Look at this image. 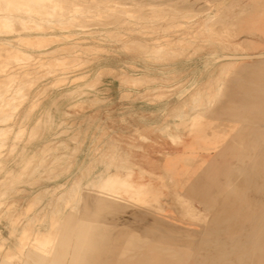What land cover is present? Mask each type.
<instances>
[{
	"label": "rangeland",
	"instance_id": "374dc122",
	"mask_svg": "<svg viewBox=\"0 0 264 264\" xmlns=\"http://www.w3.org/2000/svg\"><path fill=\"white\" fill-rule=\"evenodd\" d=\"M12 1L0 264H264V0Z\"/></svg>",
	"mask_w": 264,
	"mask_h": 264
},
{
	"label": "bare ground",
	"instance_id": "6f19581e",
	"mask_svg": "<svg viewBox=\"0 0 264 264\" xmlns=\"http://www.w3.org/2000/svg\"><path fill=\"white\" fill-rule=\"evenodd\" d=\"M14 1H16V0H14ZM33 1L35 2V0H33ZM38 1H39V0H37V2H38ZM44 1H45V0H44ZM46 1H47V0H46ZM51 1H52V0H51ZM73 1H74V0H73ZM76 1H79V0H76ZM76 1L74 2L75 4L77 3ZM85 1H86V0H85ZM107 1H109V0H107ZM12 2H13V1L11 0V4H12ZM19 2H20V1H19ZM22 2H23V1H22ZM27 2H28V1H27ZM41 2H43V1H40L38 4H41ZM49 2H50V1H48L47 3H49ZM71 2H72V1H71ZM111 2H112V0H111ZM61 3H62V2H61ZM106 3H107V2H106ZM13 4H14V2H13ZM23 4H24V3H23ZM23 4H22V6H23ZM29 4H31V3L29 2ZM35 4H37V3L35 2ZM51 4H52V3H51ZM100 4H101V3H100ZM122 4H123V3H122ZM129 4H130V2H129ZM131 4H132V3H131ZM9 5H10V4H9ZM9 5H8V6H9ZM27 5H28V4H27ZM31 5H32V4H31ZM78 5H79V4H78ZM86 5H87V4H86ZM93 5H94V4H93ZM14 6H16V5L14 4ZM33 6H35V5H33ZM37 6H38V5H37ZM40 6H42V5H39V7H40ZM45 6H46V5H45ZM45 6H43V7H45ZM50 6H51V5H50ZM75 6H76V5H75ZM75 6H73V7H75ZM87 6H88V5H87ZM114 6H115V5H114ZM229 6H230V5H229ZM11 7H12V6H11ZM116 7H117V6H116ZM225 7H226V6H225ZM41 8H42V7H41ZM78 8H79V7H78ZM81 8H82V7H81ZM227 8H229V7H227ZM25 9H26V8H25ZM30 9H31V7H30ZM46 9H47V8H46ZM83 9H84V7H83ZM85 9H86V8H85ZM105 9H106V8H105ZM111 9H112V8H111ZM117 9H119V8H117ZM223 9H224V8H223ZM9 10H10V9H9ZM9 10H7L8 13H9ZM52 10H53V9H50V11H52ZM78 10H80V9H78ZM208 10H209V9H208ZM5 11H6V9H5ZM27 11L29 12V10H27ZM40 11H43V8H42V10H40ZM44 11H45V8H44ZM80 11H81V10H80ZM82 11H83V10H82ZM113 11H114V10H113ZM205 11H206V10H205ZM25 12H26V11H25ZM31 12H32V10H31ZM33 12H34V11H33ZM38 12H39V11H37V13H38ZM47 12H48V11H47ZM109 12H111V11H109ZM114 12H115V11H114ZM217 12H218V11H217ZM0 13H1V12H0ZM4 13L7 14V13L4 12V11H3L1 14L3 15ZM11 13H12V12H11ZM11 13L8 14V16L11 15ZM29 13H30V12H29ZM29 13H28V14H29ZM35 13H36V11H35ZM37 13H36V14H37ZM41 13H43V12H41ZM78 13H79V11H78ZM116 13H117V11H116ZM122 13H123V12H122ZM130 13H131V12H130ZM1 14H0V15H1ZM5 14H4V15H5ZM23 14H24V13H23ZM32 14H33V13H31L30 15H32ZM73 14H74V13H73ZM75 14H76V13H75ZM82 14H83V13H82ZM88 14H89V13H88ZM91 14H92V12H91ZM107 14H108V13H107ZM4 15L2 16V18H5V17H6V16L4 17ZM57 15H58V14H57ZM100 15H101V14H100ZM117 15H118V13H117ZM221 15H222V14H220V16H221ZM8 16H7V17H8ZM38 16H39V15H38ZM45 16H46V15H45ZM45 16H44V17H45ZM55 16H56V15H55ZM84 16H86V13L84 14ZM102 16H105V15H102ZM110 16H111V14H110ZM124 16H125V15H124ZM217 16H218V15H217ZM0 17H1V16H0ZM7 17H6V18H7ZM46 17H48V16H46ZM50 17H51V16H50ZM50 17H49V19H50ZM119 17H120V16H119ZM128 17H129V16H128ZM23 18H24V17H23ZM34 18H35V17H34ZM215 18H216V17H215ZM25 19H26V17H25ZM116 19H117V18H116ZM133 19H134V18H133ZM138 19H139V18H138ZM212 19H213V18H212ZM216 19H217V18H216ZM216 19H215V20H216ZM2 20H4V19H2ZM5 20H7L8 22L10 21L9 19H5ZM5 20L3 21V24H6V23H5ZM23 20H24V19H23ZM34 20H36V19H34ZM65 21H66V20H65ZM94 21H95V20H94ZM113 21H114V20H113ZM143 21H144V20H143ZM32 22H33V21H32ZM63 22H64V21H63ZM63 22H62V24H63ZM215 22H216V21H215ZM9 23H10V22H9ZM18 23H19V22H18ZM49 23H50V22H49ZM56 23H57V22H56ZM60 23H61V22H60ZM91 23H92V22H91ZM12 24H13V22L11 23V25H12ZM35 24H36V23H35ZM37 24H38V23H37ZM47 24H48V23H47ZM50 24H51V23H50ZM122 24H123V23H122ZM211 24H212V23H211ZM7 25H9V24H7ZM51 25H52V24H51ZM54 25H55V24H54ZM54 25H53V26H54ZM92 25H93V24H92ZM1 26H2V29H3V25H1ZM61 26H63V25H61ZM61 26H60V27H61ZM125 26H126V25H125ZM5 27H6V26H5ZM87 27H88V26H87ZM0 28H1V27H0ZM7 28L10 29V28H12V26H9V27H7ZM7 28H6V29H7ZM37 29H38V28H37ZM63 29H64V28H63ZM4 30H5V29H4ZM40 30H41V29H40ZM13 32H14V31H13ZM13 32H12V33H13ZM26 32H27V31H26ZM0 33H1V32H0ZM6 33H8V31H7ZM10 33H11V32H10ZM18 33H19V32H18ZM1 34H2V33H1ZM33 37H34V36H33ZM40 37H41V36H40ZM44 37H45V36H44ZM46 37H48V36H46ZM38 38H39V37H38ZM42 38H43V37H42ZM15 40H16V38H15ZM36 40H37V39H36ZM16 41H18V40H16ZM31 41H32V40H31ZM1 42H2V41H0V43H1ZM3 42H4V41H3ZM6 42H7V41H6ZM10 42H11V41H10ZM10 42L7 43V45L12 43V42H11V43H10ZM27 42H28V41H27ZM23 43H24V42H23ZM12 44H13V43H12ZM25 44H27V43L25 42ZM28 44H29V43H28ZM7 45H5V44H1L2 47L0 46V47H1L0 49H3V46H4V48H5ZM13 45H14V44H13ZM22 45H23V44H22ZM8 46H9V45H8ZM8 46H7V47H8ZM15 46H16V45H14L13 47H15ZM26 46H29V48H31L30 45H26ZM7 47L5 48V50L7 49ZM9 47H10V46H9ZM20 47H22V46H20ZM77 47H78V46H77ZM18 48H19V47H18ZM32 48H33V47H32ZM11 49H12V48H11ZM3 50H4V49H3ZM3 50H1V51H3ZM5 50H4V51H5ZM9 50H10V49H9ZM13 50H14V48H13ZM15 50H16V49H15ZM15 50H14V51H15ZM20 50H21V49H20ZM7 51H8V50H7ZM17 51H19V50H17ZM17 51H16V52H17ZM22 51H23V50H22ZM5 52H6V51H5ZM10 52H12V51L10 50ZM25 52H26V51H25ZM3 53H4V52H3ZM4 56H6V55H4ZM0 58H2L1 55H0ZM6 58H7V57H6ZM1 60H2V59H1ZM16 61H17V60H16ZM9 70H11V69H9ZM5 71H6V70H5ZM9 72H10V71H9ZM5 74H6V73H5ZM8 75H9V74H8ZM62 76H63V75H62ZM68 76H69V75H68ZM0 79H1V78H0ZM9 80H10V79H9ZM11 80H13V79L11 78ZM14 80H15V79H14ZM5 81H6V80H5ZM81 87H82V86H81ZM1 114H2V113H1ZM0 117H1V116H0ZM0 119H1V118H0ZM13 150H14V149H13ZM11 153H12V152H11Z\"/></svg>",
	"mask_w": 264,
	"mask_h": 264
}]
</instances>
